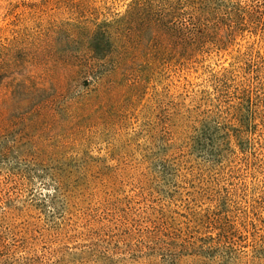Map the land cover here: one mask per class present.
Here are the masks:
<instances>
[{"label": "rangeland", "instance_id": "obj_1", "mask_svg": "<svg viewBox=\"0 0 264 264\" xmlns=\"http://www.w3.org/2000/svg\"><path fill=\"white\" fill-rule=\"evenodd\" d=\"M131 1L0 0V37L13 23L33 34L0 96L13 77L37 90L0 108V264H264V69L223 98L210 80L245 53L264 65V35L115 69L89 36Z\"/></svg>", "mask_w": 264, "mask_h": 264}, {"label": "trees", "instance_id": "obj_2", "mask_svg": "<svg viewBox=\"0 0 264 264\" xmlns=\"http://www.w3.org/2000/svg\"><path fill=\"white\" fill-rule=\"evenodd\" d=\"M249 1L132 0L121 18L101 24L90 34L87 49L97 62L113 56L118 63L115 62V69L119 66L124 68L128 57L138 58L139 55L160 63L173 59L178 64L195 62L198 58L203 59L204 56L227 50L236 44L237 39L264 35V12L255 15L248 5ZM4 33L7 34L0 37V60L10 57L11 65H0V81L19 73V69L28 63L26 56L29 54L15 48L21 47L33 35L29 28L17 27L15 23ZM242 56L237 63L243 66L222 69L220 74L211 76L217 99L225 97L230 82L239 72L264 69L263 59L258 52L255 55L249 52ZM16 79L13 77L6 84L5 88L10 89V93L0 96V108L18 106L23 99L27 100L20 95L27 96L37 91L30 80ZM244 91L246 89L242 90ZM246 92V103L249 104L248 120H251V90L247 89ZM218 118L216 116L217 120L213 121L215 129L222 131L230 139L228 127ZM227 233L218 234V238L229 240ZM231 233L229 235L232 236Z\"/></svg>", "mask_w": 264, "mask_h": 264}]
</instances>
